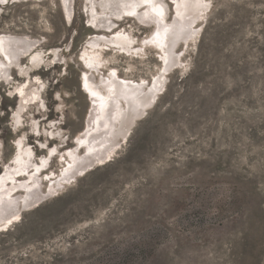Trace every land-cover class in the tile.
<instances>
[{
	"label": "rangeland",
	"instance_id": "1",
	"mask_svg": "<svg viewBox=\"0 0 264 264\" xmlns=\"http://www.w3.org/2000/svg\"><path fill=\"white\" fill-rule=\"evenodd\" d=\"M12 1L0 2V32L58 47L62 59L35 71L46 107L23 112L18 132L17 98L0 82V174L23 133L35 163L47 152L39 141L60 144L45 133L51 121L64 146L74 144L90 106L80 54L99 32L86 0H72L71 20L64 0ZM211 1L201 38L119 152L0 232V264H264V0ZM121 23L138 37L151 32L133 18ZM129 61L119 56L122 74ZM132 63L151 80L160 61L151 50Z\"/></svg>",
	"mask_w": 264,
	"mask_h": 264
},
{
	"label": "bare ground",
	"instance_id": "2",
	"mask_svg": "<svg viewBox=\"0 0 264 264\" xmlns=\"http://www.w3.org/2000/svg\"><path fill=\"white\" fill-rule=\"evenodd\" d=\"M97 1L98 6L86 0L85 7L89 22L99 32L88 38L80 54L85 68L82 89L90 103L86 125L75 136L73 145L64 146L66 138L58 123L51 121L45 133L58 138L60 144L51 147L47 141H39L47 152L38 163L32 161L33 150L26 142V133L15 140V153L0 174V232L10 231L22 221L24 211L36 209L63 194L79 177L114 158L138 120L146 116L165 92L169 74L183 67L182 56L201 38L203 23L212 8L211 0H175L173 19H168L165 0L151 3L145 0ZM64 2L68 11L65 18L71 20L68 8L72 0ZM133 12L135 15L130 14ZM127 18L151 28V32L138 37L133 25L120 24ZM19 34L0 32V82L9 85V95L17 98L11 116L14 132L25 124L22 113L32 104L41 105H38L40 109L46 107L41 97L45 85L34 76L35 71L44 65H56L62 59L58 47L50 51L36 48L35 39L30 41L29 35ZM107 50L111 51L110 57L105 55ZM151 50L157 51L160 61L152 79L144 75L136 77L132 60H146ZM120 55L130 59L123 74L118 64ZM13 71L18 79L12 76ZM30 127L41 133L36 118L32 119ZM2 143L0 141V158ZM54 159L59 171L53 168ZM43 184L46 185L42 189Z\"/></svg>",
	"mask_w": 264,
	"mask_h": 264
},
{
	"label": "snow or ice",
	"instance_id": "3",
	"mask_svg": "<svg viewBox=\"0 0 264 264\" xmlns=\"http://www.w3.org/2000/svg\"><path fill=\"white\" fill-rule=\"evenodd\" d=\"M0 2H6V0H0ZM152 0H145V3H151ZM173 3H175V0H173ZM155 10V8L153 9ZM131 15H135V13H130ZM162 16V11L159 13Z\"/></svg>",
	"mask_w": 264,
	"mask_h": 264
}]
</instances>
